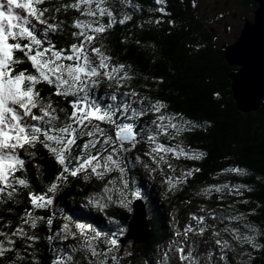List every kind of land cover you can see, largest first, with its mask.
Instances as JSON below:
<instances>
[{
    "label": "snow or ice",
    "instance_id": "1",
    "mask_svg": "<svg viewBox=\"0 0 264 264\" xmlns=\"http://www.w3.org/2000/svg\"><path fill=\"white\" fill-rule=\"evenodd\" d=\"M119 2L118 22L123 26L132 18L124 9L130 8L135 14L141 11V5L131 0ZM164 3L165 0H154L156 7L148 11L167 15ZM114 7L113 0H70L55 5H48L47 0H0V204L16 205L23 199L22 192L26 196L25 210L18 214L14 227L0 215L3 221L0 222V264H16V261L26 264L29 257L30 264H38L34 244L40 237L31 230L38 224H46L51 229L55 198L71 183L69 178L89 181L94 177L103 181L113 172L118 173L115 179L107 180L99 193L86 197L88 205L105 212L113 202L109 195L113 189L108 185L119 183L121 186L118 195L122 207L128 206L129 197L140 196L131 189L127 179L129 169L143 168L150 176L163 177L161 183L165 192H175L178 185L192 178L193 172L200 171L199 168L188 169L175 176L166 174L164 169L166 166L169 173L175 171L169 154L172 159L189 160H200L205 155L199 151H185L178 138L194 129L206 131L211 126L210 121L195 122L179 112L170 113L164 100L137 90L132 83L131 65L114 59L103 43L104 34L117 23ZM192 7H196L195 0ZM69 9L78 15L67 24L71 29V41L64 43L60 38L67 40L68 36H65L66 20L61 14ZM104 17H107L106 22ZM160 22L159 18L144 21ZM167 24L174 26L175 21L169 19ZM136 26L142 27V24ZM21 63L30 65L31 71L18 69ZM153 82L162 83L155 77ZM39 84L52 89L48 97L40 95L36 87ZM101 85L111 91L98 96L96 90ZM52 96L64 100L67 108L54 106L59 101L54 102ZM161 137L178 142L165 144ZM38 145L57 169L40 191L29 187L27 177L28 162L37 159ZM139 145L144 146L142 152L138 151ZM31 167L36 169L38 176L44 174L39 164L33 163ZM222 171L245 174V169L239 167ZM241 189L249 190L244 185H209L198 195L207 198L215 192L217 200H222L225 192L229 196L233 193L239 196ZM36 210H47L49 214L35 215ZM12 211V208L7 209L8 213ZM200 212L205 213V209L201 207ZM106 219L109 224L117 225L113 217ZM244 219L243 213L218 216L211 208L203 215L189 213L188 222L174 233L178 239L170 241L154 264H251L254 253L264 251V244L257 243V237L264 234V230L246 224V231L241 233L225 225L221 231L242 249L237 255L233 243L221 238L215 230L216 225L208 223L210 220L223 224ZM208 229H212L211 236L215 239L211 243L204 241L208 247L201 249L200 242L192 237H203ZM123 233L124 229L119 226L106 233L87 223H77L74 229L65 223L46 239L50 245L69 239L76 243L68 250L62 246L50 248L49 264H120L117 237ZM17 240L22 241L26 255H21V250L16 248ZM8 253L13 255L8 258ZM77 253L80 261L75 257ZM145 264L151 262L145 260Z\"/></svg>",
    "mask_w": 264,
    "mask_h": 264
},
{
    "label": "trees",
    "instance_id": "2",
    "mask_svg": "<svg viewBox=\"0 0 264 264\" xmlns=\"http://www.w3.org/2000/svg\"><path fill=\"white\" fill-rule=\"evenodd\" d=\"M70 0H47L48 5H55ZM115 7L114 14H117V23L111 30L104 34L103 43L110 50L114 59L131 65L134 86L142 94L152 98L164 100L169 108L168 112H179L186 119L202 122L210 121L211 126L204 129H194L183 133L178 141L181 147L205 153L200 160H189L180 157L172 160L174 168L196 169L192 178L182 185L173 195L159 201L157 199V189L155 182H147L139 172V168L129 169L127 179L131 189L140 193L147 210L148 234L144 243L135 247H130L128 258L120 260V264H145L148 260L153 264V247L165 242L169 236L172 226L168 222L171 209L183 203L189 207L200 209L203 207L214 209L217 215H237L244 214L246 224H253L258 229L264 230V99L261 100L259 108L255 112L241 113L237 110L232 98L231 81L229 74L232 68L228 66L224 58L226 42L220 43L216 47L214 40L216 34L212 29H207L203 21L198 20L194 8L193 0H165L162 5L167 15L160 13H150L148 9L156 7L154 0H131V3L141 5V11L133 14L132 9L125 8L132 18L120 25L118 9L119 0H113ZM253 9L256 8L251 0H246ZM196 3V0H195ZM78 14L69 9L67 13H62L61 18L66 20L65 36L60 39L70 42L71 37L67 24L72 17ZM252 17V16H251ZM149 18H159V24L144 23ZM104 22L107 17H104ZM174 20V26H169L167 20ZM142 24V27H137ZM201 37V45L194 46V34ZM124 40V43H120ZM139 41V44H137ZM18 69H30L27 63H21ZM153 77L162 81L160 84L153 82ZM147 78V79H145ZM147 85V87H145ZM40 89L42 97H48L52 89L46 84L36 86ZM106 85L97 88L96 94L99 96L105 92H110ZM51 99L59 101L58 107L67 108L64 100L52 96ZM145 119H149L146 117ZM143 122V121H142ZM177 140L170 141L168 144H175ZM144 146L139 145L138 151H143ZM33 163L39 164L43 170V175L38 176L36 169L31 167ZM29 172L27 174L29 187L40 191L56 172V166L47 153L39 145L37 146V159L29 161ZM231 167L245 169L244 175L226 173L222 171ZM226 173V174H225ZM19 176L20 173H17ZM230 175V176H229ZM118 176V174H117ZM228 184H241L246 186L241 195L231 196L224 193L222 200H217V193L211 196L198 199L196 192L202 187L217 185L221 179H229ZM66 185L61 193L55 198V216L51 229L46 224H38L36 232L40 239L34 244L38 264H49L52 256L50 248L56 247L58 241L49 244L46 237L54 234L58 227L65 223L75 225L77 223H87L92 228L106 233L113 231V225L108 223L106 217H113L119 224L127 229L131 212L123 210L113 200L111 206L105 212H99L91 206H81L79 202L87 201L86 197L93 192H100L102 184L99 181L90 179L72 180ZM118 186L119 183H118ZM27 190H25L26 192ZM117 191V190H116ZM21 199L16 205L0 204V215L8 220L11 226L18 222V214H23L25 210V193H21ZM243 201V202H242ZM164 204V205H163ZM229 205H233L230 208ZM12 208L11 213L7 212ZM47 210H39L35 215L47 216ZM3 222V221H0ZM216 229H221L227 225L229 228H241V222L214 221ZM70 224V226H71ZM74 240L62 243L64 249L72 246ZM257 243L264 244V234L257 237ZM22 241H16V248L21 250V255H26L23 251ZM61 246V245H60ZM123 249V248H122ZM121 250V249H119ZM122 251V250H121ZM10 258L13 254H6ZM255 259L251 264H264V251L254 253ZM76 257V254H75ZM77 259V257H76ZM28 258L26 264H30ZM16 264H21L16 261Z\"/></svg>",
    "mask_w": 264,
    "mask_h": 264
},
{
    "label": "water",
    "instance_id": "3",
    "mask_svg": "<svg viewBox=\"0 0 264 264\" xmlns=\"http://www.w3.org/2000/svg\"><path fill=\"white\" fill-rule=\"evenodd\" d=\"M257 4L253 20L246 21L237 41L224 49L228 66L238 68L229 74L232 98L241 113L255 112L264 99V0ZM148 234L147 210L141 199L132 201V213L127 231L119 239L123 247L130 239L134 245L144 243ZM122 249V248H121Z\"/></svg>",
    "mask_w": 264,
    "mask_h": 264
},
{
    "label": "rangeland",
    "instance_id": "4",
    "mask_svg": "<svg viewBox=\"0 0 264 264\" xmlns=\"http://www.w3.org/2000/svg\"><path fill=\"white\" fill-rule=\"evenodd\" d=\"M215 1H219V0H215ZM237 1L238 0H234V2H237ZM195 4H196V7L194 8V12H195V15H196L197 19L203 21L202 23H204V26L207 29H212V32H214L216 34V38L214 40V43L216 44L217 48L219 47L220 43H223V42H228L229 43V42H231V40L233 41L234 39H237V35L235 33L236 32V28H235L236 25L235 24L232 25V26H234L233 29L230 28L231 26H227L228 27L227 30L226 31L224 30L223 26H224V23L227 22V21L220 14L217 13V11H218L217 9H219L220 6L216 7V9H215L213 7V4L209 3L208 0H196ZM232 12L233 11H231L228 14L229 18H230V14ZM251 20H252V17H251L250 21ZM197 34L198 33L194 34V46L199 48V46L201 45L202 41H201V37H199ZM160 140H161V142H163L165 144L170 143V141L166 137H161ZM183 148L185 149V151H188V148H185V147H183ZM190 150H192V149H190ZM172 160H177V159H172L171 155L169 154V162L171 163ZM172 164L174 165V163H172ZM164 170H165L166 174H174L175 176H179L182 171H187L184 168H179L178 167V169H175L174 173H169V170H168V168L166 166H165ZM139 172L142 173V176L145 178V180L147 182H155V183H157L155 188L158 191L157 199L159 201H161L162 199L166 198L167 196H169L171 194L173 195L182 186V185H178L175 192H165V186L161 183L163 177L159 176L158 174H153V175L150 176L145 170H143V168H139ZM226 173H229V172H226ZM117 174L118 173L113 172L112 174H110V176L106 177L103 181H99L102 184V187H104V185L107 184V180L108 179H115L117 177ZM91 179L92 180L93 179L96 180L94 177L91 178ZM229 180H230V178L229 179H221L217 185H222V184H225V183L228 184ZM96 181H98V180H96ZM233 185H237V184L235 183ZM238 185H241V184L239 183ZM108 187L113 189L109 193V195H111L113 197V200H116V204L119 205V207L121 209L127 210V211L132 213V201L135 200V199H131L129 197L130 202L128 203V206L127 207H122L121 204H120V196L118 195V190L120 189L121 186H118V183H116L115 185H108ZM203 188H205V187H202L201 189H203ZM201 189H200V191H201ZM242 190L243 189H241V192H242ZM200 191L196 192V196L198 197V199L201 198V197H205L203 195H198V193H200ZM93 193H97V192H93ZM79 204L81 206H88L87 201H81V202H79ZM233 207L234 206L232 205L230 208H233ZM37 211H39V210H37ZM169 212H170V215L168 216V222L171 224L173 229H171L170 236L165 242L153 247V250H152V260H153L152 263L153 264H154L155 261H157V260H159L161 258L162 254H163V250L168 246L170 241L174 240V239H178V238H176L174 236V233L177 231V229H182L184 227V224L186 222H188V214L189 213H194L196 215H203V214L206 213V211H205V213H201L200 209L191 208L186 203H183L181 205L176 206L174 209H171V211H169ZM191 223L194 224L195 222L193 221ZM208 223L209 224H215L214 221H212V220L208 221ZM246 223H247L246 221H242L241 224H240L242 227L241 228H236V229L239 232L244 233L246 231V228H245ZM70 224H69V228L70 229H74L75 225L71 224V226H70ZM117 226L122 227L119 224V222L117 221V225H113V231L115 230V228ZM122 228L124 229V233H123V235H120V236L117 237L118 240H119V238H123L125 233H126V231H127L126 228H124V227H122ZM215 230L217 231V229H215ZM211 231H212V229H208L204 233L203 237H195V236H193L192 240L199 241L201 249H203L205 247H208V245L205 244L204 241H208L209 243H211L215 239L214 237L211 236ZM219 233H220V237L221 238L227 239V240H229L230 243H233V246L236 249V253L238 255V253L242 249L239 246L235 245L234 242L231 241V237L227 233H225L223 231H221ZM66 241L70 242L72 240L69 239V240H66ZM64 242L65 241H63V242L58 241V244H57L56 247H61L62 246L64 248V246L62 245V243H64ZM72 243H73V245L75 244V242H72ZM132 245H133V241H132V239H130L129 242H127L123 246L122 251L119 250V255H120L122 260H124L123 258H128L129 255H125V253H130V247H132ZM134 246H137V244H135ZM70 247H68V249ZM245 249H246V246H245ZM229 255L231 256L232 253H229ZM76 257H77L78 261L81 260V257H80V255L78 253L76 254Z\"/></svg>",
    "mask_w": 264,
    "mask_h": 264
},
{
    "label": "flooded vegetation",
    "instance_id": "5",
    "mask_svg": "<svg viewBox=\"0 0 264 264\" xmlns=\"http://www.w3.org/2000/svg\"><path fill=\"white\" fill-rule=\"evenodd\" d=\"M209 3L213 4V7L216 9V7L220 6L219 9H217V13L220 14L223 18H225V20L227 22L224 23V30H227V26H231L230 28H234V26H232L233 24H235V28H236V35L237 38L240 34V31L244 25V23L246 21H250L251 16H252V20H253V13L256 10V8L253 9V5H250L246 2V0H238L237 2H234V0H219V1H215V0H208ZM237 7V8H236ZM233 11L230 14V18L228 17V14ZM251 20V21H252ZM230 24V25H229ZM237 41V39H234L233 41L231 40V42H226V44L224 45L225 48L228 45H232ZM17 55H20L19 53H17ZM19 67V65L17 66V68ZM232 68L231 72H235L236 70H238V68ZM230 72V73H231Z\"/></svg>",
    "mask_w": 264,
    "mask_h": 264
}]
</instances>
